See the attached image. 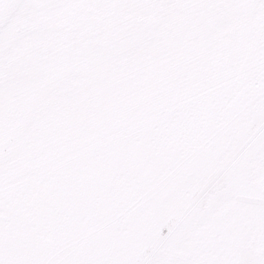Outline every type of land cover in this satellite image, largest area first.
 I'll return each mask as SVG.
<instances>
[{"label":"snow or ice","instance_id":"snow-or-ice-1","mask_svg":"<svg viewBox=\"0 0 264 264\" xmlns=\"http://www.w3.org/2000/svg\"><path fill=\"white\" fill-rule=\"evenodd\" d=\"M0 264H264V0H0Z\"/></svg>","mask_w":264,"mask_h":264}]
</instances>
